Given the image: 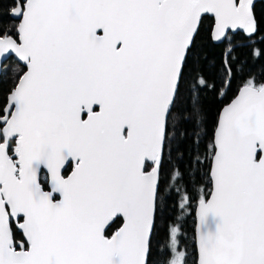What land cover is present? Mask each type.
I'll use <instances>...</instances> for the list:
<instances>
[{
    "label": "snow or ice",
    "instance_id": "obj_1",
    "mask_svg": "<svg viewBox=\"0 0 264 264\" xmlns=\"http://www.w3.org/2000/svg\"><path fill=\"white\" fill-rule=\"evenodd\" d=\"M258 2L0 0V264H264Z\"/></svg>",
    "mask_w": 264,
    "mask_h": 264
},
{
    "label": "trees",
    "instance_id": "obj_2",
    "mask_svg": "<svg viewBox=\"0 0 264 264\" xmlns=\"http://www.w3.org/2000/svg\"><path fill=\"white\" fill-rule=\"evenodd\" d=\"M257 11H258V14L264 11V5H261L258 2ZM220 47L221 46L219 44H213L211 42H207L204 44V48L202 49V51L206 53L209 58H212V57L218 58L220 56ZM254 47L264 48V45H254ZM5 63H8V61H5ZM261 64H264V57L258 58L256 63L252 65V67L259 70V65ZM238 84H239V78L233 80L232 89L235 90ZM231 95H232V91H229L228 96L230 97ZM226 102H227V98H219V97H214V96H210L209 99L205 100V108L208 113L209 131H211L212 125L214 123L217 109L221 107L223 103H226ZM189 191L193 199L191 201V204L188 210L184 211L183 214L181 212V209L178 207L180 203V197L173 196L172 193L169 194L170 196H173L176 206L173 207L172 202L170 201V210L164 216L158 218L157 226H158V231H162V229L165 226V223H167L169 226H177L179 228L178 240L180 241V246H182V248H184L185 245L188 246V250L190 252L189 264H191V259H192L191 254L193 252V248H192L193 234H194V227H195L194 208L196 205L197 193L192 191L191 189ZM177 217H179V219H177Z\"/></svg>",
    "mask_w": 264,
    "mask_h": 264
},
{
    "label": "water",
    "instance_id": "obj_3",
    "mask_svg": "<svg viewBox=\"0 0 264 264\" xmlns=\"http://www.w3.org/2000/svg\"><path fill=\"white\" fill-rule=\"evenodd\" d=\"M196 206V205H195ZM194 215H195V208H194ZM194 229H195V227H194Z\"/></svg>",
    "mask_w": 264,
    "mask_h": 264
},
{
    "label": "rangeland",
    "instance_id": "obj_4",
    "mask_svg": "<svg viewBox=\"0 0 264 264\" xmlns=\"http://www.w3.org/2000/svg\"><path fill=\"white\" fill-rule=\"evenodd\" d=\"M182 248V246H180Z\"/></svg>",
    "mask_w": 264,
    "mask_h": 264
}]
</instances>
